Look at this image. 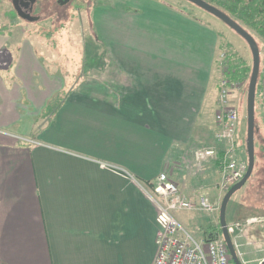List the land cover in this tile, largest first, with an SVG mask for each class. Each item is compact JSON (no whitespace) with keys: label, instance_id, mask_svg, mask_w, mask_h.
I'll list each match as a JSON object with an SVG mask.
<instances>
[{"label":"crops","instance_id":"obj_1","mask_svg":"<svg viewBox=\"0 0 264 264\" xmlns=\"http://www.w3.org/2000/svg\"><path fill=\"white\" fill-rule=\"evenodd\" d=\"M172 6L96 7L106 76L58 82L28 46L15 77L11 60L0 68V264H154L157 207L143 187L166 173L192 201L219 195L221 32ZM6 50L0 33V62ZM35 61L45 91L25 76ZM209 145L217 155L194 167ZM251 228L245 255L258 248Z\"/></svg>","mask_w":264,"mask_h":264},{"label":"rangeland","instance_id":"obj_2","mask_svg":"<svg viewBox=\"0 0 264 264\" xmlns=\"http://www.w3.org/2000/svg\"><path fill=\"white\" fill-rule=\"evenodd\" d=\"M159 1H164L171 6L175 4L184 12H189L206 21L209 20V22L215 24L219 33L221 32L217 56V62L222 63L221 66H217L219 89L221 81L225 78L228 79L225 76V71L231 64L238 65L239 59H241L248 67L253 66L251 49L247 41L222 20L188 0ZM112 2L113 0H72L66 7H59L54 4L53 0H43L42 7H45L49 12L47 17L42 18L38 22L29 23L13 13L11 0H0V33L7 38L8 48L12 50H6L8 53L3 54L0 68L4 67L6 61L9 62L11 60L10 65H13V67H10V71L7 73L10 80L15 77L16 65L20 63V56L16 52H19L18 50L22 47L28 46L33 50L34 59L40 66L42 65L41 70L43 73L57 74L56 80L58 82H60L61 77L65 79L66 84H72L80 78L106 76L107 72L105 69L108 64L105 56L106 49L104 44L96 38L94 12L98 5H109ZM237 41L246 45L249 53L245 52L237 44ZM220 45L223 46L222 50ZM6 57L9 59L7 58L6 60ZM36 61L32 67L28 68L25 76L26 78L31 76L36 82V87L40 91H45L39 82V79H43L44 76L36 68ZM224 62L225 66L223 65ZM260 63L261 74L264 71V49H262ZM260 74L256 85L254 104L255 167L249 180L230 197L227 203L226 218L229 222L228 224L235 221H244L252 217L260 219L264 216V102ZM232 82L240 84H238L239 88L234 89L230 96V102L237 107L239 115L236 149L240 157L239 160L244 161L248 165L247 93L249 78ZM219 94L217 111L219 110ZM233 96H235L234 99L232 98ZM212 106L214 107V105ZM220 144L222 145V143ZM209 147H212V145L201 147L197 150ZM222 156L223 153L220 159H222ZM191 171L194 172L193 169ZM197 171L200 172L201 169H197ZM192 176L195 175L192 174ZM220 191L215 199L208 192L205 194L214 206H221L222 200L227 193L224 190L222 191V189ZM174 215L197 239L205 240L223 237L220 225V210L213 213L206 211H179L175 212ZM210 227L215 229L211 230ZM251 227L253 231L251 235L258 238L256 242L258 248H251V253L244 254V261H247V258H250L249 260H254L255 258L264 259V222L256 223ZM245 250L246 248L241 246V251ZM247 264H258V261H251Z\"/></svg>","mask_w":264,"mask_h":264},{"label":"built area","instance_id":"obj_3","mask_svg":"<svg viewBox=\"0 0 264 264\" xmlns=\"http://www.w3.org/2000/svg\"><path fill=\"white\" fill-rule=\"evenodd\" d=\"M264 102V71L260 74ZM239 83L225 78L220 83L219 110L215 115L217 130L215 139L222 143L223 156L220 160L222 191L228 190L238 183L245 175L248 165L240 161L237 153V130L239 115L237 107L230 102L234 89L239 88ZM234 86V87H233ZM217 155L215 146L197 150L195 153L194 167L199 168L202 163ZM149 198L157 207V255L154 264H235L224 237L216 239H197L175 217V212L206 211L213 213L220 210L214 206L206 196H201L198 202L188 199L169 179L166 173H161L153 187H143ZM264 222L263 218H248L244 221H235L227 225L236 253L242 264L245 256L241 251L239 239L246 228L256 223ZM244 257V258H243ZM263 258L257 260L262 264Z\"/></svg>","mask_w":264,"mask_h":264},{"label":"water","instance_id":"obj_4","mask_svg":"<svg viewBox=\"0 0 264 264\" xmlns=\"http://www.w3.org/2000/svg\"><path fill=\"white\" fill-rule=\"evenodd\" d=\"M69 0L62 1L60 3L63 5ZM189 2L197 5L198 7L206 10L207 12L213 14L224 23H226L229 27L239 33L248 43L252 59V73L249 80L248 93H247V118H248V168L244 175V177L235 185H233L228 192L225 194L221 206H220V225L222 229V235L227 244L230 255L235 264H242L232 242L231 235L228 232L227 228V219H226V208L227 203L230 197L241 188L251 177L254 167H255V145H254V131H255V121H254V104H255V94H256V85L260 74V51L258 44L254 37L247 32L243 27L239 25L235 20H233L227 13L221 10L219 7L211 5L205 0H188ZM24 17V16H23ZM26 18V17H25ZM28 18V17H27ZM30 21H34L36 19H30ZM264 264V260L262 262Z\"/></svg>","mask_w":264,"mask_h":264},{"label":"trees","instance_id":"obj_5","mask_svg":"<svg viewBox=\"0 0 264 264\" xmlns=\"http://www.w3.org/2000/svg\"><path fill=\"white\" fill-rule=\"evenodd\" d=\"M205 1H207L211 5L219 7L221 10L227 13L233 20L239 23L241 27H243L247 32H249L258 44L261 57L262 49H264V0ZM238 63V65L231 64L230 67H228V69L225 71V76L228 77V79H230L231 81H240L246 78H249L250 80L252 66L248 67L246 63H244L241 59H239ZM223 65H226L225 62L223 63ZM52 107L53 106H51L50 109L47 111V115L50 114ZM149 186L151 187L153 186V184L150 183ZM227 223H229L228 220ZM210 228L211 230L215 229L214 227Z\"/></svg>","mask_w":264,"mask_h":264},{"label":"flooded vegetation","instance_id":"obj_6","mask_svg":"<svg viewBox=\"0 0 264 264\" xmlns=\"http://www.w3.org/2000/svg\"><path fill=\"white\" fill-rule=\"evenodd\" d=\"M42 1L43 0H11L13 13L20 19L29 23L38 22L42 20V18H46L47 14L49 13L45 7H42ZM53 1L54 4L58 5L59 7H66L72 0H69L63 5L60 3V0ZM29 18L36 20L30 21Z\"/></svg>","mask_w":264,"mask_h":264}]
</instances>
